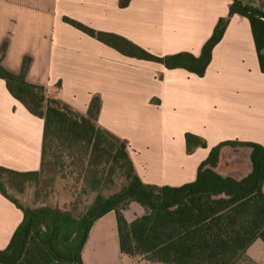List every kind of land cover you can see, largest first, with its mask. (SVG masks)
I'll return each mask as SVG.
<instances>
[{
	"label": "crops",
	"instance_id": "1",
	"mask_svg": "<svg viewBox=\"0 0 264 264\" xmlns=\"http://www.w3.org/2000/svg\"><path fill=\"white\" fill-rule=\"evenodd\" d=\"M229 3L129 0L119 7L118 0H0V46L5 45L0 63L18 73L22 59L28 58L24 79L81 113L90 97L98 95L96 122L126 140L139 179L145 184L178 186L194 179L199 161L220 141L264 146V73L258 68L248 19L230 16L204 74L198 77L181 68L166 69L123 55L62 17L119 35L154 55L187 51L196 56ZM185 131L203 138L206 147L186 153ZM41 135L42 119L13 98L0 79V167L38 170ZM238 153L247 155V162L238 165ZM249 168L248 149L224 146L214 170L239 179ZM127 212L128 208L123 215L128 221L136 216ZM21 217V211L0 194V249ZM80 257L83 264L127 260L160 264L119 252L113 211L92 222Z\"/></svg>",
	"mask_w": 264,
	"mask_h": 264
},
{
	"label": "trees",
	"instance_id": "2",
	"mask_svg": "<svg viewBox=\"0 0 264 264\" xmlns=\"http://www.w3.org/2000/svg\"><path fill=\"white\" fill-rule=\"evenodd\" d=\"M229 1L226 15L217 18L196 56L187 51L154 55L119 35L96 31L65 16L62 21L123 55L159 63L166 69L181 68L201 77L230 16L239 14L248 19L258 68L264 73V0ZM128 2L118 0V6ZM4 48L2 44L0 61ZM27 62L24 57L18 73L0 63V79L13 98L42 119L40 166L29 172L0 167V194L22 214L7 245L0 249V264H83L80 251L88 230L108 211L114 212L118 248L123 255L160 264L253 263L246 255L247 247L255 239L264 244V146L223 140L211 146L199 161L192 181L178 186L145 184L134 171L126 140L97 124L98 95L90 97L86 111L81 113L48 96L43 86L27 82ZM183 140L186 153L206 147L203 138L187 131ZM66 142L78 147L81 157L87 155L97 163L115 165L125 183L106 197L96 194L77 217L58 207H24L6 194L4 177L18 185L36 180L43 169L45 151ZM224 146L248 149L250 168L239 179L214 170ZM132 202L141 207V213L128 221L123 212Z\"/></svg>",
	"mask_w": 264,
	"mask_h": 264
},
{
	"label": "rangeland",
	"instance_id": "3",
	"mask_svg": "<svg viewBox=\"0 0 264 264\" xmlns=\"http://www.w3.org/2000/svg\"><path fill=\"white\" fill-rule=\"evenodd\" d=\"M236 158L238 165H242L244 160L247 162V155L244 157L243 153H238ZM2 180L6 194L20 205L29 208L41 205L58 207L69 210L75 217L85 211L96 194L106 197L125 183L115 165L97 163L87 155L81 157L78 147L68 142L51 145L45 151L43 169L36 180H26L20 185L5 177ZM140 213L141 207L132 202L127 216ZM247 254L254 261L251 264H264V244L259 239L251 243ZM127 261L124 264H137Z\"/></svg>",
	"mask_w": 264,
	"mask_h": 264
}]
</instances>
